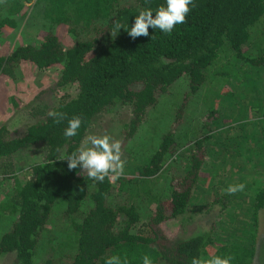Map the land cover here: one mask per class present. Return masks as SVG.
Listing matches in <instances>:
<instances>
[{"label": "trees", "instance_id": "trees-1", "mask_svg": "<svg viewBox=\"0 0 264 264\" xmlns=\"http://www.w3.org/2000/svg\"><path fill=\"white\" fill-rule=\"evenodd\" d=\"M23 2L28 0H4L7 16H0V31L14 27L8 15L18 14ZM34 3L41 6L40 14L50 26L40 31L36 43L19 44L0 54V112L10 100L1 81L13 80L21 64L38 70L57 68L52 87L61 90L71 86L73 93L63 94L45 110L37 107V112L29 115L34 121L20 132L0 124V177L11 172L13 154L33 149L39 153L27 178L13 184L7 202L0 203L2 212L12 216L9 228L0 234V255H12V264H36L38 260L39 264H105L111 256H119L122 261L126 258L128 264H142L145 255L152 264H191L194 257L213 256H231V264H250L256 211L264 203V187L256 189L250 224L242 228V220L231 238L220 221L201 235L183 239L173 238L164 222L181 215L189 203L206 160L210 122L217 115V110H212L203 117L201 133L189 138L179 154L177 131L184 101L204 86L205 76L222 74L208 68L224 52V43L243 62L264 64V43L259 48L255 44V32L264 33V0H193L187 22L176 25L170 35L150 27L148 37L135 40L126 31L133 26L135 16L141 9H151L155 14L166 0ZM116 22L126 30L121 28L115 36L111 32ZM249 41L250 49L246 47ZM178 78L183 79L187 90L181 106L174 111L175 123L160 134L156 147L135 165L132 179L121 177L109 182L106 178L98 182L83 175L79 167L69 170L67 161L61 160L78 149L99 113L125 109L128 115L120 134L125 139L133 137L148 109ZM49 111L63 113L65 118L57 122L48 116ZM73 116H79L82 124L76 136L66 138L63 132ZM244 135L246 132H241L238 137L243 139ZM213 136L219 139L217 143L228 138L227 133L224 137L220 133ZM175 152L182 161L171 168L175 173L170 172L166 195L149 194L146 182L164 168L169 170L166 162ZM152 201L154 209L142 219L140 206ZM56 206L71 228L67 252L61 254L51 246L53 235L46 233ZM240 235L246 237L238 239Z\"/></svg>", "mask_w": 264, "mask_h": 264}, {"label": "rangeland", "instance_id": "rangeland-1", "mask_svg": "<svg viewBox=\"0 0 264 264\" xmlns=\"http://www.w3.org/2000/svg\"><path fill=\"white\" fill-rule=\"evenodd\" d=\"M3 2H0V16H7L6 6ZM23 5L18 14L8 15L14 20V27L0 31V54L10 52L19 44L36 43L41 38L40 31L49 29L50 24L40 14V5L35 4L34 0L23 2ZM255 37H257L255 44L259 48L260 44L264 43V33L255 32ZM250 42L246 45L249 49L251 47ZM223 48L224 52L222 53L224 54L222 55L221 53V56L213 63L212 67L208 68L209 71L214 73L221 72L222 76H205L204 86H201L197 92L190 94L186 102L184 101L181 122L177 131L179 135L177 142L179 144L176 152H179V154L184 151V144L189 138L199 136L202 130L200 127L204 122L203 117L210 114L212 110H217V115L216 120L210 122L208 131L210 136L214 132H224L226 129L229 130V128L234 127L235 121L243 111L248 113L251 110L264 112V92L259 94L261 89L264 91V65L257 67L236 58L226 43H224ZM57 74V68L55 67L47 70H38L30 65L21 64L16 69L13 80L3 79L1 85L7 99L10 98V100L7 101L2 112H0V124H5L9 131L20 132L24 126L34 121L29 115L37 112V107L39 110H45L52 106L56 99L62 97L63 94L71 95L73 93L71 86H65L61 90H56L52 87ZM253 76L259 77V79L256 80ZM250 77H253L252 85H248ZM172 83L167 92L160 94L156 103L148 109L144 120L133 137L125 139L120 134L121 125L126 122L128 115L127 111L123 109L97 114L78 146H81L89 134L99 136L107 134L113 139L120 140L123 153L122 159L125 161L124 175L122 177L132 179L135 176V165L156 147L160 134L167 130L170 124L175 123L174 111L178 106H181L182 95L187 88L181 78ZM251 88L252 92L250 91ZM216 93H218V96L215 98ZM252 102L257 104L262 102V105H259L258 108L248 104ZM239 110L242 111L236 112ZM209 119H211V115L207 118V120ZM255 120L248 121V123L252 124L253 127L258 126L259 123ZM245 123L248 125L247 121ZM255 130L252 131L257 134ZM184 136L186 137L184 138ZM210 148L213 151L211 146ZM262 151L264 150L262 149ZM176 152L170 156L169 160L171 161L167 160L166 162L170 167L169 170L164 171V168L146 182L149 194L154 196L157 194L163 197L166 195L170 172L172 174L175 173V169L172 170L171 168L176 167L182 161V156L178 155L180 157H177ZM38 154V151L33 149V151L29 152H17L11 156L13 165L11 172L0 177V203L2 201L4 203L7 202L6 196L10 193L13 184H20L27 178L28 169L30 165L37 162ZM215 157V153H212L211 158ZM252 163L249 162L243 165L241 161L233 159L230 161L227 159L223 167H220L217 162L203 163L185 211L181 215L164 222L166 231L172 234L173 238L183 239L201 235L207 232L211 225L215 224L216 226L220 221L221 224L230 223V226L224 225L222 227L228 238H231L232 231L238 228L242 220V228L244 227V222L247 218L246 212L253 207L254 195L257 190L248 188L247 191L243 192L246 203L241 206L237 205L236 202L242 197L236 196V194L228 195L224 190L229 185L245 184L246 181L244 179L246 176L251 177L253 175ZM225 168L227 171H223ZM260 179H264V173L260 176ZM254 185L263 188L264 180L255 182ZM211 201H213V204H211ZM154 207L155 201L141 205L142 219ZM2 210L4 211V209L0 208V234L6 232L12 221V216L4 214ZM68 225L69 222L61 214L60 208L54 207L46 233L53 235L51 246L57 248V254L67 252L66 243L69 239V233H71V228ZM216 233H218L217 230ZM244 237L246 236L240 235L238 239H243ZM253 237L264 238V228L257 229V226H255ZM57 244H60L59 247H57ZM257 247L259 248L261 245ZM44 248L45 245L43 244L42 249ZM38 253L41 254L40 252ZM12 257L10 254L0 255V264H12ZM251 261L250 264H264V252L252 256ZM37 263L39 264L41 261L38 260Z\"/></svg>", "mask_w": 264, "mask_h": 264}, {"label": "clouds", "instance_id": "clouds-1", "mask_svg": "<svg viewBox=\"0 0 264 264\" xmlns=\"http://www.w3.org/2000/svg\"><path fill=\"white\" fill-rule=\"evenodd\" d=\"M189 5L194 6L193 0H166V4L159 6L155 10V14L151 9H141L135 16L134 24L130 30H126L123 25L116 22L111 34L116 36L118 31L124 28L128 35L135 40L140 36L148 37V30L151 27L170 35L176 25L187 22L186 17L191 11ZM48 116L55 118L57 122L65 118L63 113L56 111H49ZM81 124L82 120L79 116L68 119L63 135L66 138L76 136ZM121 149V141L113 139L110 135L89 134L75 152L66 155L61 160L67 161L69 170L81 168L82 174L86 173L89 179L103 182L107 178L109 182H115L124 175L125 161L122 159ZM244 188L245 185L241 183L229 185L224 191L228 195H234L243 191ZM232 259L231 256H213L208 259L194 257L191 264H231ZM105 264H128V262L126 258L122 261L119 256H111L106 259ZM142 264H152L151 258L147 255L143 256Z\"/></svg>", "mask_w": 264, "mask_h": 264}, {"label": "crops", "instance_id": "crops-1", "mask_svg": "<svg viewBox=\"0 0 264 264\" xmlns=\"http://www.w3.org/2000/svg\"><path fill=\"white\" fill-rule=\"evenodd\" d=\"M264 64L257 65V67H261ZM256 80L259 79V77L253 76ZM253 77H250V81L248 82V85H252L253 82ZM252 92V88L250 89ZM261 92H264L263 89L259 91V94ZM252 94V93H251ZM249 105L256 106L259 108V105H262V102H259L258 104L255 102L248 103ZM243 110V109H242ZM242 110L236 111L240 112ZM264 111V110H263ZM264 112H259V111H253L251 110L250 113L243 111L235 121L234 127L237 128H229V130L226 129L224 132H218L220 133L221 136L224 137V133L228 134V138L224 141L222 140V143H217L216 141L219 139H216L213 135L217 134V132L212 133V135L209 137L208 142L206 143V149L207 154H206V160L204 161L209 163L213 162L216 163L220 166L223 167L227 162V159L230 161L231 159L233 160H238L241 161L244 164L253 162L252 164V176L244 179L246 181L245 188L243 191L237 192L236 196L242 197L238 202H236L237 205L241 206L246 203V198L244 201L245 195H243V192L247 191L249 188L250 190L252 189H257L254 184L255 182H261L260 176L263 175L264 173ZM247 119V120H245ZM256 119V120H255ZM243 120L247 121H256L259 123L258 126L253 127L252 124L248 123V125L243 122ZM243 124V125H240ZM245 129V130H243ZM256 129L257 134L253 132L252 130ZM242 130V131H241ZM241 132H246V135H244V138L242 139L241 137H238L239 133ZM254 135L255 137H250ZM232 137V138H231ZM251 138V139H249ZM210 146L212 147L213 151L211 150ZM215 153V158H211V154ZM210 155V156H209ZM219 170V168H217ZM223 171H227V169H223ZM223 175V173H222ZM244 178V177H243ZM242 179V178H241ZM240 182V181H236ZM252 183V184H251ZM240 184V183H237ZM250 210H248L247 213V218L245 220V225L250 224ZM264 203L263 205L256 211V226L257 229L259 228H264ZM235 219V217H234ZM260 224V225H259ZM230 226L229 222L223 223V226ZM262 241V242H261ZM254 253L253 256H256L257 254H260L261 252H264V238L258 239L257 237L254 238ZM258 245H261V247H257ZM258 248V249H257ZM252 262V261H251Z\"/></svg>", "mask_w": 264, "mask_h": 264}]
</instances>
